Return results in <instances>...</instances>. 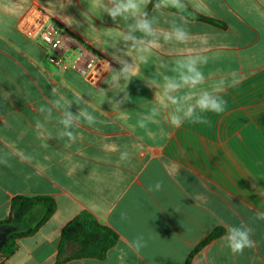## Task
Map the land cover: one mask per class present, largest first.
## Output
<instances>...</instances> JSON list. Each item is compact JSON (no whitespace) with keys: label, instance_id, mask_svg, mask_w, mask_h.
Instances as JSON below:
<instances>
[{"label":"crops","instance_id":"1","mask_svg":"<svg viewBox=\"0 0 264 264\" xmlns=\"http://www.w3.org/2000/svg\"><path fill=\"white\" fill-rule=\"evenodd\" d=\"M151 2L144 11L155 18L158 33L176 20L188 41L161 38L144 53L147 62L125 49L135 74L117 86L109 65L121 68L113 53L124 48L119 41L131 18L113 21L98 0H0V223L17 196H46L57 203L35 234L17 239L9 258L0 253V264H55L63 228L84 211L116 231L119 240L104 260L64 264H185L217 229L223 234L191 264H264V219L257 216L264 213V0H184L190 11L149 9ZM191 11L216 23L198 20ZM42 13L80 42L94 44L106 63L98 65L104 72L100 80L57 68L45 46L26 35ZM192 54L208 57L199 66L205 82L176 95L219 86L224 110L201 113L206 123L175 127L169 106L139 128L158 91L145 81L162 85L165 76L177 77L176 61ZM124 95L126 101L117 103ZM61 96L71 105L62 101L56 109L51 101ZM41 107L51 109L50 119ZM67 108L74 115L86 109L96 118L93 125L78 121L71 129L75 142L59 136ZM125 150L129 159L121 161ZM241 225L253 229V246L234 254L224 237ZM138 237L142 247L136 249Z\"/></svg>","mask_w":264,"mask_h":264},{"label":"clouds","instance_id":"2","mask_svg":"<svg viewBox=\"0 0 264 264\" xmlns=\"http://www.w3.org/2000/svg\"><path fill=\"white\" fill-rule=\"evenodd\" d=\"M149 3V0H98V6L103 9L104 13H107L113 21H117V18H123L128 20L131 18L132 23L126 25V30L121 33L119 42H123L124 48L117 49V52L113 53V59H115L120 65L119 70L112 69L109 65V69L112 71V84L117 85L121 79L130 81L131 77L135 74V65L128 63L124 56H127L125 49H133L140 53L137 59L140 62H147L148 57L144 53H150L151 50L159 46V41L162 38L164 42H177L186 43L189 38V33L186 31L183 23H177L176 20L171 22L170 30L159 32L154 27L156 23L155 18H149L148 14L144 11V8ZM156 9H168L174 8L178 11L184 9V0H157L154 5ZM182 19V18H181ZM136 33H140L137 36ZM117 45V44H116ZM116 45L113 48H116ZM117 53H122L119 55ZM208 57L202 54L188 55L182 59L176 61V67L174 71L178 73L177 77H164V83L160 85L156 81H145L148 87H154L156 90L155 100L156 105L150 109L149 114L143 115L137 122V125L141 129L147 128V122H155V118L160 115L162 108H168L173 106V111L169 114V122L175 127L181 126L185 121L193 123H206L201 113L215 112L220 113L224 110L226 102L217 94L219 86L214 92L202 90L199 94L189 93L183 96H177L176 93L182 88L196 89L199 85L205 82V76L200 70V65L206 64ZM161 67H167L162 64ZM127 92V91H126ZM194 100V103L191 101ZM62 101L68 103L61 96L59 99L51 101L52 105L56 109H61ZM82 101L81 97L77 98L76 103ZM126 101L124 99L117 102L123 104ZM71 103H68V107ZM41 113H45V119L51 118V109L41 107ZM83 120L93 125L96 122L95 116L89 113L86 109L79 110L78 114L74 115L67 110L62 112L60 124L63 125V130L59 132V136L67 137L70 141L75 142L77 136L71 131V129L77 125L78 121ZM37 129H43L44 125L39 121L36 124ZM40 134H43L42 132ZM129 159V152L127 150L120 153V160L126 161ZM160 184L155 185L156 189L160 188ZM151 190V188H150ZM259 219H264V213L257 214ZM253 229L241 225L239 227H230L227 235L224 239L227 241L228 247L234 254L243 253L244 249L253 246V241L250 238V234ZM133 247L139 249L142 247V237H138L133 242Z\"/></svg>","mask_w":264,"mask_h":264},{"label":"trees","instance_id":"3","mask_svg":"<svg viewBox=\"0 0 264 264\" xmlns=\"http://www.w3.org/2000/svg\"><path fill=\"white\" fill-rule=\"evenodd\" d=\"M156 3L157 0H152L149 9ZM185 7L190 11L186 5ZM191 16L201 21L216 23V21L192 11ZM56 208V201L46 196L15 197L10 216L0 223V226H19L21 230L8 235L5 244L0 249L1 255L4 258H9L17 249V239L35 234L55 213ZM222 234L223 229L214 230L194 248L185 264H191L198 251ZM118 240L119 235L116 231L101 224L89 211H84L63 228L55 264H64L72 259L104 260L108 251L117 244ZM69 247H73L71 253H68Z\"/></svg>","mask_w":264,"mask_h":264},{"label":"built area","instance_id":"4","mask_svg":"<svg viewBox=\"0 0 264 264\" xmlns=\"http://www.w3.org/2000/svg\"><path fill=\"white\" fill-rule=\"evenodd\" d=\"M25 33L45 46L49 52L48 60L57 68L72 69L93 81L103 76L104 72H99L98 65L105 63V59L95 52L94 44L80 42L43 13Z\"/></svg>","mask_w":264,"mask_h":264},{"label":"water","instance_id":"5","mask_svg":"<svg viewBox=\"0 0 264 264\" xmlns=\"http://www.w3.org/2000/svg\"><path fill=\"white\" fill-rule=\"evenodd\" d=\"M20 230H21V228L19 226L1 225L0 226V249L5 244L9 234H11L12 232H18Z\"/></svg>","mask_w":264,"mask_h":264}]
</instances>
